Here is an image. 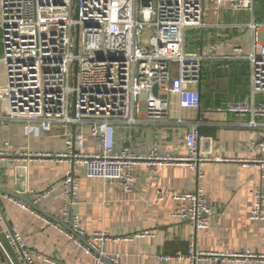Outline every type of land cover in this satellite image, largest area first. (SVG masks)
Wrapping results in <instances>:
<instances>
[{
	"label": "built area",
	"instance_id": "2783aa9c",
	"mask_svg": "<svg viewBox=\"0 0 264 264\" xmlns=\"http://www.w3.org/2000/svg\"><path fill=\"white\" fill-rule=\"evenodd\" d=\"M257 0H0L4 56L0 62L6 71V85L0 87V107L11 121L26 122L50 132L55 126L72 127L63 153H39L43 158L69 161L73 168L59 184L66 198L62 224L47 219L21 200V208L35 213L92 255L95 264H121L119 257L107 255L103 247L109 242H130L136 238H154L153 231L111 238L104 231L88 234L72 213V203L81 179L101 180L117 185L124 192L135 188V169L139 165L186 166L196 172L194 191L167 193L158 190L163 201L170 196L178 203L172 216L196 230L212 226L215 208L205 192V172L201 169L209 158L199 154L201 120L193 124L185 137L188 153L174 155L153 149L136 153L130 147L116 148L117 126L134 125L136 115L151 121L166 119L170 97L176 93L180 111H199L201 93L191 90L199 84L203 67L215 58L210 53L187 50L189 30H204L221 25L225 12L252 11ZM251 51L236 47L228 60L247 61L251 65V96H261L259 103L230 104L216 109L227 116L250 117L247 126L264 128L257 118H264V22L253 21ZM79 31V45L77 35ZM147 34V40L143 37ZM77 72L75 73V70ZM73 76L75 82L73 84ZM176 85V87H175ZM157 87V95L154 88ZM176 123H185L182 114ZM88 136L96 138L100 149L86 151ZM256 144L251 147L256 148ZM264 153V143L259 145ZM8 153L0 152V156ZM18 150L13 155H22ZM223 161L224 159H217ZM260 172L253 190L249 220L264 222V158L240 160ZM82 166L83 171L78 167ZM55 186L43 193L50 195ZM36 203V202H35ZM0 222L5 216L0 210ZM71 225L73 232L66 229ZM89 240L84 244L80 238ZM0 249L9 264H68L38 254L16 227L0 235ZM160 261L187 264H220L229 260L264 264V253H207L198 251L195 237L187 253L159 257Z\"/></svg>",
	"mask_w": 264,
	"mask_h": 264
},
{
	"label": "crops",
	"instance_id": "0c3cea01",
	"mask_svg": "<svg viewBox=\"0 0 264 264\" xmlns=\"http://www.w3.org/2000/svg\"><path fill=\"white\" fill-rule=\"evenodd\" d=\"M1 21L0 4V24ZM253 21L264 22V0H257L252 11L223 13L219 27L188 31L187 50L209 54L211 46L217 47L215 58L203 67L200 83L189 87L201 93L199 111L181 112L178 97L173 93L166 119L151 121L140 114L136 115V124H120L116 130L117 149L128 146L136 153L158 149L163 153L186 155L185 137L194 123L202 121L199 154L211 160L204 162L201 169L205 172V192L216 209L210 229L196 230L176 220L172 214L178 203L170 196L163 201L157 198L158 190L167 193L194 191L196 172L189 167L139 165L135 169L136 182L132 193L124 192L117 185L82 177L72 203V213L89 235L104 231L111 238H119L144 231L155 233L154 238L107 243L103 247L104 253L119 257L121 264H187L177 260L160 261L159 257L187 253L192 237H195L198 251L242 253L251 250L264 253V222L249 220L253 190L260 180V172L255 166L240 161L264 158L259 148L264 143V128L247 126L250 117L222 116L215 112L230 104L249 105L262 100L261 96L254 100L251 96L250 63L225 58L232 56L236 47L251 51L253 40L249 25ZM3 56L0 28V59ZM5 85L6 71L0 62V87ZM5 111L4 106L0 107V152L8 153L0 156V210L5 216V222H0V235L8 227H16L38 254L68 264H95L92 255L86 254L45 217L21 208L8 195L25 197L48 215L47 219L61 221L66 198L59 182L73 166L66 160L36 155L63 153L65 142L74 135V129L57 125L45 132L40 126L7 119ZM180 112L185 121L182 125L176 123ZM256 121L264 127V118ZM252 144H256V148L251 147ZM99 149V141L88 136L86 151ZM18 150L23 154L13 155ZM78 168L83 171L82 166ZM49 185L55 186V191L44 196ZM0 264H9L1 249ZM35 264L48 263L37 260ZM220 264L253 263L227 260Z\"/></svg>",
	"mask_w": 264,
	"mask_h": 264
},
{
	"label": "water",
	"instance_id": "95a60500",
	"mask_svg": "<svg viewBox=\"0 0 264 264\" xmlns=\"http://www.w3.org/2000/svg\"><path fill=\"white\" fill-rule=\"evenodd\" d=\"M77 44L79 45V31H78V35H77ZM77 72V69L75 70V73ZM154 95H157V87L154 88ZM10 197L14 198V199H18V200H21L23 201L24 203H26L28 206H30L31 208H33L35 211H37L38 213H40L41 215L47 217L48 215H45L43 212H41L34 204H32L27 198L25 197H20V196H17V195H13V194H8ZM50 218V217H49ZM53 221L59 223V224H62V222L60 220H56V219H53ZM66 229L70 232H73L72 230V226L71 225H68L66 226ZM80 240L84 243V244H87V241L83 238H80Z\"/></svg>",
	"mask_w": 264,
	"mask_h": 264
},
{
	"label": "rangeland",
	"instance_id": "374dc122",
	"mask_svg": "<svg viewBox=\"0 0 264 264\" xmlns=\"http://www.w3.org/2000/svg\"><path fill=\"white\" fill-rule=\"evenodd\" d=\"M143 40L146 41L147 40V34L143 37ZM75 82V76H73V84Z\"/></svg>",
	"mask_w": 264,
	"mask_h": 264
}]
</instances>
